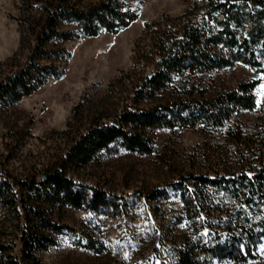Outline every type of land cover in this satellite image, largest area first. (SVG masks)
Instances as JSON below:
<instances>
[{
  "label": "trees",
  "instance_id": "1",
  "mask_svg": "<svg viewBox=\"0 0 264 264\" xmlns=\"http://www.w3.org/2000/svg\"><path fill=\"white\" fill-rule=\"evenodd\" d=\"M129 1L102 0L84 9L71 0L44 2L31 54L0 82V109L15 105L46 78L60 75L52 62L64 58L65 52L45 50L47 43L95 37L100 31L116 34L137 18ZM62 25H73L77 33L60 30ZM143 28L144 37L132 52V69L151 70L137 73L124 103L113 114L93 117L85 128L67 135L60 155L41 172L46 179L17 178L0 171V206L19 223L15 241L0 243L4 254L0 264H39L35 252L54 245L53 235L61 233L75 236L87 250L104 248L88 234L47 215V207L56 203L91 211L114 204V196L69 174L99 152L115 144L146 155L152 147L147 132L197 125L218 129L234 113L255 109L252 91L257 80L209 97L193 96V87L179 80L186 72L218 71L236 64L264 73V0H194L182 14L163 16ZM165 92L170 95L162 103L142 106ZM257 112L249 134L239 127L224 132L233 166L211 174L187 173L170 184L177 206L169 209L168 234L156 235L146 261L131 264H217L256 257L257 245L264 239V98ZM166 192L154 190L147 197L166 198ZM175 226L180 232L173 234Z\"/></svg>",
  "mask_w": 264,
  "mask_h": 264
},
{
  "label": "rangeland",
  "instance_id": "2",
  "mask_svg": "<svg viewBox=\"0 0 264 264\" xmlns=\"http://www.w3.org/2000/svg\"><path fill=\"white\" fill-rule=\"evenodd\" d=\"M46 1L49 0H0V82L17 71L31 54L42 18L41 5ZM71 1L84 9L102 0ZM193 1L130 0L137 18L116 34L100 31L95 37L47 43L45 50L65 52L64 58L52 62L60 75L46 78L15 105L0 109V171L17 178L39 176L60 155L67 135L85 128L93 117L113 114L130 95L137 73L148 74L151 70L132 69L131 56L135 44L144 37L143 25L163 16H178ZM60 30L77 33L73 25H62ZM253 80L258 81L252 91L255 109L234 113L223 127L197 125L173 131H150L147 132L152 140L149 154L127 152L113 144L86 165L71 171L69 174L75 181L114 196V204L91 211L87 207L56 203L47 207V215L52 221L88 234L104 248L93 252L79 245L69 233L56 234L54 245L35 252L39 264L146 261L156 235H167L171 227L169 209L176 207L177 201L170 184L187 173L211 174L233 166L227 158L224 132L239 127L249 134L264 98V73L239 64L205 73L186 72L179 80L193 87L195 97H209ZM169 95L159 94L142 106L162 103ZM74 108L77 110L73 116ZM159 189H166V198L148 199L151 192ZM18 226L13 213L0 206V243H13ZM173 228V234L180 232L179 226ZM3 259L4 254L0 253V263ZM217 264H264V239L257 245L254 259Z\"/></svg>",
  "mask_w": 264,
  "mask_h": 264
},
{
  "label": "water",
  "instance_id": "3",
  "mask_svg": "<svg viewBox=\"0 0 264 264\" xmlns=\"http://www.w3.org/2000/svg\"><path fill=\"white\" fill-rule=\"evenodd\" d=\"M46 177H47V175H46L45 173H41V174H40V179H41V180L46 179Z\"/></svg>",
  "mask_w": 264,
  "mask_h": 264
}]
</instances>
